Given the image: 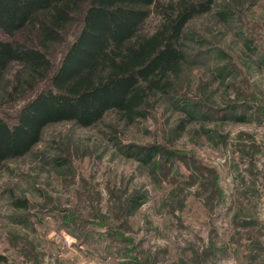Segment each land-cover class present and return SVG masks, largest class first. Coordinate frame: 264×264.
I'll list each match as a JSON object with an SVG mask.
<instances>
[{"label": "rangeland", "instance_id": "rangeland-1", "mask_svg": "<svg viewBox=\"0 0 264 264\" xmlns=\"http://www.w3.org/2000/svg\"><path fill=\"white\" fill-rule=\"evenodd\" d=\"M214 1L184 31L182 96L134 122L50 124L0 167V264H264V0Z\"/></svg>", "mask_w": 264, "mask_h": 264}, {"label": "trees", "instance_id": "trees-1", "mask_svg": "<svg viewBox=\"0 0 264 264\" xmlns=\"http://www.w3.org/2000/svg\"><path fill=\"white\" fill-rule=\"evenodd\" d=\"M214 0H0V32L27 29L36 43L0 37V167L27 155L47 126L98 123L115 110L129 122L146 117L154 99L182 94L188 65L184 31ZM154 13V31L144 27ZM227 19L229 7L219 11ZM36 39V40H37ZM63 46L59 57L52 46ZM15 110L13 113L9 110ZM240 120V117H237ZM151 161L162 151L140 149ZM173 154L172 152H168ZM131 207L139 200L131 199ZM141 201V200H140ZM27 208L23 199L14 201ZM3 257L0 256V261Z\"/></svg>", "mask_w": 264, "mask_h": 264}]
</instances>
